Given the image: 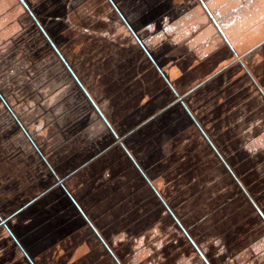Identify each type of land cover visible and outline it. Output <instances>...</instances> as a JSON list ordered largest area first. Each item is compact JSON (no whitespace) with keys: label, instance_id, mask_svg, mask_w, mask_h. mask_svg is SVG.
Listing matches in <instances>:
<instances>
[{"label":"rangeland","instance_id":"374dc122","mask_svg":"<svg viewBox=\"0 0 264 264\" xmlns=\"http://www.w3.org/2000/svg\"><path fill=\"white\" fill-rule=\"evenodd\" d=\"M48 264H264V0H0V229Z\"/></svg>","mask_w":264,"mask_h":264},{"label":"crops","instance_id":"0c3cea01","mask_svg":"<svg viewBox=\"0 0 264 264\" xmlns=\"http://www.w3.org/2000/svg\"><path fill=\"white\" fill-rule=\"evenodd\" d=\"M0 264H48L37 256L29 242L13 240L6 229H0Z\"/></svg>","mask_w":264,"mask_h":264}]
</instances>
